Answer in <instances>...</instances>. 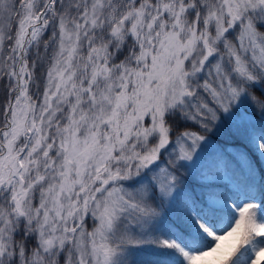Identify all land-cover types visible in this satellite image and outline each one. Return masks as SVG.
<instances>
[{
  "label": "snow or ice",
  "instance_id": "snow-or-ice-1",
  "mask_svg": "<svg viewBox=\"0 0 264 264\" xmlns=\"http://www.w3.org/2000/svg\"><path fill=\"white\" fill-rule=\"evenodd\" d=\"M0 264H264V0H0Z\"/></svg>",
  "mask_w": 264,
  "mask_h": 264
}]
</instances>
